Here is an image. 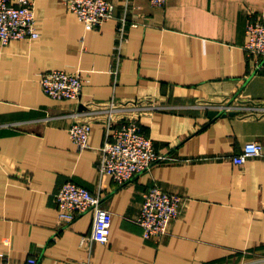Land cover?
<instances>
[{"label":"crops","instance_id":"0c3cea01","mask_svg":"<svg viewBox=\"0 0 264 264\" xmlns=\"http://www.w3.org/2000/svg\"><path fill=\"white\" fill-rule=\"evenodd\" d=\"M114 16L86 27L67 0H35L39 36L0 44V252L14 264H264V68L247 55L246 23L264 25V0H111ZM122 28V30L120 29ZM79 70L77 99L46 94L39 73ZM134 116L167 157L118 184L101 174L109 104ZM235 109L218 112L222 103ZM91 122L89 146L69 135ZM73 180L111 212L106 243L92 239L93 211L60 223L56 193ZM182 197L160 237L136 221L147 189Z\"/></svg>","mask_w":264,"mask_h":264},{"label":"built area","instance_id":"2783aa9c","mask_svg":"<svg viewBox=\"0 0 264 264\" xmlns=\"http://www.w3.org/2000/svg\"><path fill=\"white\" fill-rule=\"evenodd\" d=\"M153 5L163 6L166 0H149ZM35 0H0V44L7 45L11 40L35 38L39 32L35 26ZM67 5L88 28H98L114 16L115 4L111 0H67ZM122 30V28H120ZM248 40L245 44L247 55L254 68H264V25L249 19L246 23ZM42 90L56 99H77L83 88V77L79 70L54 68L39 73ZM235 105L225 102L217 111L228 112ZM248 108L264 112L263 103H251ZM115 102L106 109L105 139L101 146L99 171L111 175L123 184L135 175L149 169L154 163L167 156L157 153L150 137L143 134L138 119L134 116L116 120ZM91 122L75 121L69 128L71 140L78 149L89 146ZM264 155L263 145L252 140L232 156L236 164H243L250 157ZM182 197L169 193L157 184L151 185L143 195L136 221L142 228L144 238L160 237L168 231L172 220L179 215ZM58 220L68 223L79 214L93 211L92 239L106 243L111 229V212L103 206L102 195L92 193L88 188L73 180L63 183L56 193ZM0 264H14L5 253L0 252ZM21 264H37V258L28 257Z\"/></svg>","mask_w":264,"mask_h":264},{"label":"water","instance_id":"95a60500","mask_svg":"<svg viewBox=\"0 0 264 264\" xmlns=\"http://www.w3.org/2000/svg\"><path fill=\"white\" fill-rule=\"evenodd\" d=\"M218 112H221V111H218ZM216 114H225V112L216 113V112L213 111V112H211L210 116L213 117V115L215 116Z\"/></svg>","mask_w":264,"mask_h":264}]
</instances>
